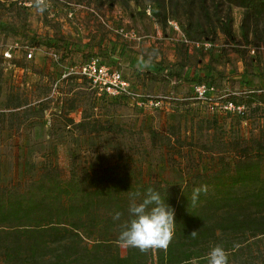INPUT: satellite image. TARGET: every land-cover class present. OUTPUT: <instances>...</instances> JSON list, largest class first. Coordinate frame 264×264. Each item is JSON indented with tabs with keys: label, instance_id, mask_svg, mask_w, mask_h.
Returning <instances> with one entry per match:
<instances>
[{
	"label": "rangeland",
	"instance_id": "1",
	"mask_svg": "<svg viewBox=\"0 0 264 264\" xmlns=\"http://www.w3.org/2000/svg\"><path fill=\"white\" fill-rule=\"evenodd\" d=\"M49 4L40 13L32 0H0V181L7 186L20 185L25 191L45 167H57L69 178L76 169L102 170L117 164H128L145 181L185 186L197 175L220 172L223 163H233L245 150L264 146V104H249L250 91L264 93V22L257 11L235 0H49ZM117 6L129 12L147 8L162 24L178 21L190 40L210 42L215 57L211 82L219 89H241V95L232 98L252 105L245 116L226 114L208 101L191 100L190 94L178 100L156 96L163 99L161 108L139 110L132 101L98 99L85 82L79 83L80 89L78 82L66 86L62 74L46 79L41 72L35 78L14 73L13 62L17 68L29 66L27 49L42 51L49 36L58 46L62 39L83 42L82 37L96 31L92 27L100 29L107 11ZM11 47L13 59L5 60L3 54ZM58 50L51 54L57 55L56 63ZM243 241L247 244L238 264H264V237ZM128 249L120 246L121 255Z\"/></svg>",
	"mask_w": 264,
	"mask_h": 264
},
{
	"label": "trees",
	"instance_id": "2",
	"mask_svg": "<svg viewBox=\"0 0 264 264\" xmlns=\"http://www.w3.org/2000/svg\"><path fill=\"white\" fill-rule=\"evenodd\" d=\"M235 1L257 11L264 22V0ZM225 32L231 36L228 27ZM249 94V104H264V93ZM255 150L185 186L145 181L128 164L76 169L69 178L50 166L25 191L0 185V264H207L217 244L228 251L229 264H238L247 244L243 239L264 237V146L259 143ZM202 181L208 191L192 205V190ZM149 187L174 209L172 243L166 251L129 248L122 256L118 235L130 218L131 194L139 192L140 202ZM115 212L122 213L120 220L113 219ZM193 231H198L194 238Z\"/></svg>",
	"mask_w": 264,
	"mask_h": 264
},
{
	"label": "crops",
	"instance_id": "3",
	"mask_svg": "<svg viewBox=\"0 0 264 264\" xmlns=\"http://www.w3.org/2000/svg\"><path fill=\"white\" fill-rule=\"evenodd\" d=\"M109 11L106 21L100 24L99 28L102 29L92 27L91 29L96 31L94 30L87 37H82L83 42L71 43L69 39H62L61 46H58L52 36H49L48 46L42 51H36L34 47L35 53L31 60L25 57L29 63L28 67L17 68L16 64L12 63L11 68H14V73L20 78L24 73L35 78L40 72L46 79L54 78L57 74L60 78L61 74L65 75L68 68L98 58L102 64L121 71L134 90L155 96H171L174 100L186 94L192 96L196 84L211 82V78H215L212 69V58H215L212 55L213 49L189 53L182 42L181 34L175 32L168 23L162 24L151 18L147 8L139 6L137 10L129 12L126 9L124 12L120 6H117L116 9L110 8ZM83 13L84 11L82 17ZM78 25H83L80 20ZM120 28L144 37L143 41L125 39L116 32ZM57 49L60 56L58 63L51 57L52 52ZM72 77L75 79H71ZM64 79L66 86L70 81L78 84L85 82L74 75ZM77 86L81 88V84ZM223 87L234 95L233 98L241 95V89L234 91L230 87ZM89 90L102 101L120 102L106 96L101 97L90 88ZM12 136L14 135L10 137ZM14 150H17V147H14ZM6 172L9 173V169ZM6 172L1 174L7 178L4 174ZM4 183L0 181V185H8Z\"/></svg>",
	"mask_w": 264,
	"mask_h": 264
},
{
	"label": "built area",
	"instance_id": "4",
	"mask_svg": "<svg viewBox=\"0 0 264 264\" xmlns=\"http://www.w3.org/2000/svg\"><path fill=\"white\" fill-rule=\"evenodd\" d=\"M169 25L175 32L181 34L182 42L189 53H195L200 50L208 51L213 47L208 41L189 40L178 21H170ZM117 32L125 39L136 41H143L144 39V37L125 28H120ZM13 48L14 47H11L4 52L3 58L5 60L13 59ZM15 48H18V45H16ZM27 50L28 53L25 57L31 60L35 49ZM53 58L56 59L57 55L54 54ZM72 75L78 76L82 81H85L89 88L97 95L120 101H132L139 110L159 109L163 106L162 97H156L134 90L131 83L124 77L121 71L102 64L98 58H92L80 65L68 68L63 78ZM232 96L234 95L229 91L219 89L215 85L198 83L193 88V97L191 100L208 101L212 106L218 107L219 110L226 114L244 117L248 108L243 104L233 102ZM164 99H166V97H164Z\"/></svg>",
	"mask_w": 264,
	"mask_h": 264
},
{
	"label": "clouds",
	"instance_id": "5",
	"mask_svg": "<svg viewBox=\"0 0 264 264\" xmlns=\"http://www.w3.org/2000/svg\"><path fill=\"white\" fill-rule=\"evenodd\" d=\"M32 6L44 13L50 6L49 0H32ZM208 186L201 185L192 190L191 203L195 205L200 194L207 193ZM133 199L128 207L129 219L120 225L118 242L122 247L135 248L140 252L167 250L172 243L176 224L174 209L165 203L160 193L149 187L141 197L139 192L131 194ZM122 213L115 212L114 220H120ZM198 231H193L194 238ZM207 264H229V253L220 244L215 245L207 254Z\"/></svg>",
	"mask_w": 264,
	"mask_h": 264
}]
</instances>
